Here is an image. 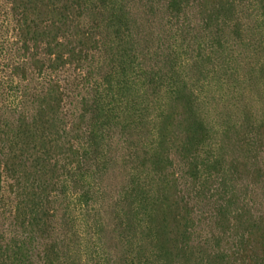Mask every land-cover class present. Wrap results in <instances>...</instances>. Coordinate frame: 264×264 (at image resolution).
<instances>
[{
  "label": "trees",
  "instance_id": "obj_1",
  "mask_svg": "<svg viewBox=\"0 0 264 264\" xmlns=\"http://www.w3.org/2000/svg\"><path fill=\"white\" fill-rule=\"evenodd\" d=\"M145 1L161 30L149 48L127 0H0L21 92L0 104V264H76L56 222L91 215L105 232L116 164L127 249L104 264H264L247 195L264 185V109H205L219 68L240 82L236 47L264 50V0Z\"/></svg>",
  "mask_w": 264,
  "mask_h": 264
},
{
  "label": "rangeland",
  "instance_id": "obj_2",
  "mask_svg": "<svg viewBox=\"0 0 264 264\" xmlns=\"http://www.w3.org/2000/svg\"><path fill=\"white\" fill-rule=\"evenodd\" d=\"M127 2L130 5L133 18L138 20V35L141 38L143 47L149 48V45L151 47L156 46L161 30L160 24L157 23L158 18L152 17L153 20L149 22V3L145 0H127ZM0 23L3 25H0V104H4L9 101L8 99L15 96L16 93L20 94L21 92L18 90V84L11 82L13 78L11 75L12 64L16 62L14 59L17 57L16 48L13 49L12 46L18 45V34L17 31H8L1 16ZM197 33L199 32H193L192 34ZM192 34L187 37L188 41L192 37ZM180 36L174 37L173 40L178 39L181 42L182 38ZM149 38L154 39L151 44L149 43ZM252 41H248L249 48L245 45L243 47H236V56L240 62L236 65L235 69L237 70V75L240 77V82L235 81L237 76L233 75L232 72L226 74L222 68H219L213 74L212 78L215 81L213 88L216 95L213 93L210 94V97L207 95L205 101V109L209 110L211 119H220L224 115L223 111H231L236 106H240L243 110H245V106H248L250 110L257 113L264 109V78L259 79L257 74L251 73L253 69L259 68L261 64H264V50L258 47L254 40ZM198 46L197 42L193 47L198 49ZM210 81L212 82V80ZM33 91L34 87L32 85L30 93ZM6 115H9L8 111H6ZM128 172L127 169L124 170L122 164L118 166L116 164L115 167H111L104 177L103 185L110 197L107 199L109 203L107 202L103 206L102 221L106 225L105 232H97L94 216L91 215H80L79 217L83 221L77 223L76 219L70 216L68 218L71 220V223L65 224L61 221L62 219L56 222V235L66 240L67 248L73 249L72 255H74L76 264H104L107 258L110 261H117L126 251L127 248L123 242L114 238L113 229L116 228L118 232L117 223L119 220L116 216V211L125 210L124 203H121L119 206L121 198L115 193L118 191L121 196L128 181ZM259 187L248 189L247 195H250V201H257V210L260 213H264V185L261 184ZM61 213L63 214L62 211ZM76 217H78L77 212H75ZM98 219L100 221V217ZM79 247L82 248V251L77 256L76 250Z\"/></svg>",
  "mask_w": 264,
  "mask_h": 264
}]
</instances>
